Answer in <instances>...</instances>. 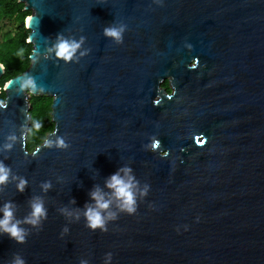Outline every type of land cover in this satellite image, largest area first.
Segmentation results:
<instances>
[{
    "label": "water",
    "instance_id": "obj_1",
    "mask_svg": "<svg viewBox=\"0 0 264 264\" xmlns=\"http://www.w3.org/2000/svg\"><path fill=\"white\" fill-rule=\"evenodd\" d=\"M17 1L33 52L0 88V208L23 220L40 198L47 218L22 225L24 244L0 234V264H264V0ZM61 37L83 38L70 62L55 54ZM30 77L35 92L21 87ZM33 96L53 99L55 128L29 151ZM125 166L136 214L114 202L108 231L89 229V193L110 195Z\"/></svg>",
    "mask_w": 264,
    "mask_h": 264
},
{
    "label": "clouds",
    "instance_id": "obj_2",
    "mask_svg": "<svg viewBox=\"0 0 264 264\" xmlns=\"http://www.w3.org/2000/svg\"><path fill=\"white\" fill-rule=\"evenodd\" d=\"M124 28L109 27L104 30V34L114 39L117 43H122V33ZM83 43V38L81 42L78 43L75 40L69 41L59 39L55 46V54L57 58L64 60L65 62L72 61L77 50L81 47ZM22 88L32 89L34 92L37 89L35 80L31 77L24 81L21 85ZM159 141H154L151 145L153 151H155L158 146ZM46 146H51V142L45 141ZM56 146L59 148H67L68 145L65 143L63 138H57ZM11 148V145L8 146ZM10 169L4 167L0 164V185H6L9 181ZM26 181H22L17 187L20 192L24 191L26 186ZM139 182L133 175L132 169L130 167H122L117 172L112 174L106 180V187L111 190L110 195L104 193L99 187H96L93 191L89 193L91 199L95 202L94 204H85L84 217L86 218V227L96 231L100 230L107 232V223L110 220L117 219V214L111 211L112 205L115 202L116 207L122 213H127L128 215H135L137 212V189ZM45 191L51 188V184L45 183L43 185ZM149 186L145 185L143 192L140 193L142 196L148 194ZM75 203V200L72 201ZM16 205L12 202H6L0 212L3 213V218L0 219V234H6L11 239H13L18 244H24L27 242V236L29 233L26 231L23 224L31 225L32 227L39 228L41 226L42 219L47 218V212L44 208L43 201L40 198H34L30 203L31 212L23 220L17 219ZM79 209H76V220L80 219L78 213ZM62 212L67 216L71 217L73 212L68 209H63ZM67 231V228L64 229ZM110 255V254H109ZM11 264H25V261L17 254L13 257Z\"/></svg>",
    "mask_w": 264,
    "mask_h": 264
},
{
    "label": "trees",
    "instance_id": "obj_3",
    "mask_svg": "<svg viewBox=\"0 0 264 264\" xmlns=\"http://www.w3.org/2000/svg\"><path fill=\"white\" fill-rule=\"evenodd\" d=\"M31 16L25 10V5L17 0H0V63L5 68V74L0 79V88L19 75L24 74L31 65L33 45L28 42L30 31L26 28V21ZM11 29L14 36L4 39V31ZM165 88L169 89L166 82ZM169 91V90H168ZM3 92L0 100L4 101ZM52 102L48 96H33L31 104V127L27 137L29 151L35 150L44 143L47 136L54 131L52 121Z\"/></svg>",
    "mask_w": 264,
    "mask_h": 264
},
{
    "label": "rangeland",
    "instance_id": "obj_4",
    "mask_svg": "<svg viewBox=\"0 0 264 264\" xmlns=\"http://www.w3.org/2000/svg\"><path fill=\"white\" fill-rule=\"evenodd\" d=\"M14 36V33H13V31L11 30V29H6L5 31H4V39H10V38H12ZM169 92H170V90H169ZM52 99V98H51ZM32 122V121H31Z\"/></svg>",
    "mask_w": 264,
    "mask_h": 264
}]
</instances>
